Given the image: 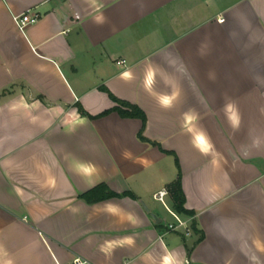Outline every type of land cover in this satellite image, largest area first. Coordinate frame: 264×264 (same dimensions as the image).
Segmentation results:
<instances>
[{
	"label": "crops",
	"instance_id": "0c3cea01",
	"mask_svg": "<svg viewBox=\"0 0 264 264\" xmlns=\"http://www.w3.org/2000/svg\"><path fill=\"white\" fill-rule=\"evenodd\" d=\"M76 257L264 264V0H0V264Z\"/></svg>",
	"mask_w": 264,
	"mask_h": 264
},
{
	"label": "trees",
	"instance_id": "16d2710c",
	"mask_svg": "<svg viewBox=\"0 0 264 264\" xmlns=\"http://www.w3.org/2000/svg\"><path fill=\"white\" fill-rule=\"evenodd\" d=\"M116 101L121 106L127 108L126 110L122 109L120 107L116 108L117 111H119L121 113V115L140 118L144 124L145 115L139 107H137L133 104L124 102V101H118V100H116ZM78 110L81 114H83V115L86 114L84 112V110H82L80 107L78 108ZM105 113H107V111L104 112L103 114H105ZM103 114H101V115H103ZM89 117H91V116H89ZM166 189H167L168 193L170 194V197L172 200V207L176 213L184 214V215H193V212L190 210H187L184 206L185 197H184L183 190L181 188L180 174H178L177 178L173 182L167 184ZM112 196H115V194L107 191V188L103 184H100V185L92 188L91 190H89L85 194H83L81 197H83L88 202H97V201H101L103 199H107V198L112 197ZM190 226L194 232H197V230L195 228L194 221L191 222Z\"/></svg>",
	"mask_w": 264,
	"mask_h": 264
},
{
	"label": "built area",
	"instance_id": "2783aa9c",
	"mask_svg": "<svg viewBox=\"0 0 264 264\" xmlns=\"http://www.w3.org/2000/svg\"><path fill=\"white\" fill-rule=\"evenodd\" d=\"M40 15L38 13H30L26 12L20 15H17L14 17V21L16 26L18 27L19 30L23 31L26 26L35 23L39 19ZM223 21V19H220ZM168 195V191L166 188H162L158 190L154 195V199L156 201H159L162 203L168 210V212L172 215L174 222H171L167 224V229L170 231H176L182 229L185 234H189L191 231V226L187 222V220L181 219L176 213L172 212L165 204L164 198ZM68 264H93L90 261L81 258V257H76L74 258L71 262Z\"/></svg>",
	"mask_w": 264,
	"mask_h": 264
},
{
	"label": "rangeland",
	"instance_id": "374dc122",
	"mask_svg": "<svg viewBox=\"0 0 264 264\" xmlns=\"http://www.w3.org/2000/svg\"><path fill=\"white\" fill-rule=\"evenodd\" d=\"M165 204L168 208L172 209L170 204H168L167 202H165ZM155 206L157 207V213L161 217H163L164 221L174 222L172 215L168 212L167 208L162 203H160L159 201H155Z\"/></svg>",
	"mask_w": 264,
	"mask_h": 264
},
{
	"label": "water",
	"instance_id": "95a60500",
	"mask_svg": "<svg viewBox=\"0 0 264 264\" xmlns=\"http://www.w3.org/2000/svg\"><path fill=\"white\" fill-rule=\"evenodd\" d=\"M151 216H152V218L154 219V220H156V222H159L160 220L157 218V216L155 215V214H151Z\"/></svg>",
	"mask_w": 264,
	"mask_h": 264
}]
</instances>
